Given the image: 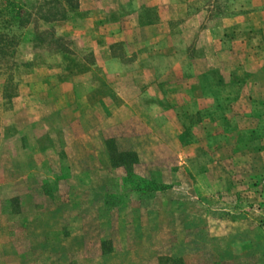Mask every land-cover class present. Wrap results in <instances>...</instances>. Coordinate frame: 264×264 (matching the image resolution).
<instances>
[{
    "label": "rangeland",
    "instance_id": "rangeland-1",
    "mask_svg": "<svg viewBox=\"0 0 264 264\" xmlns=\"http://www.w3.org/2000/svg\"><path fill=\"white\" fill-rule=\"evenodd\" d=\"M19 2L0 264H264V0Z\"/></svg>",
    "mask_w": 264,
    "mask_h": 264
},
{
    "label": "trees",
    "instance_id": "trees-1",
    "mask_svg": "<svg viewBox=\"0 0 264 264\" xmlns=\"http://www.w3.org/2000/svg\"><path fill=\"white\" fill-rule=\"evenodd\" d=\"M20 0H0V61H4L7 55L12 52V47L16 42L14 34L10 32L13 26H23L27 21V16L21 15L22 2ZM53 12L48 11L50 15ZM126 153L117 155L120 159Z\"/></svg>",
    "mask_w": 264,
    "mask_h": 264
},
{
    "label": "crops",
    "instance_id": "crops-1",
    "mask_svg": "<svg viewBox=\"0 0 264 264\" xmlns=\"http://www.w3.org/2000/svg\"><path fill=\"white\" fill-rule=\"evenodd\" d=\"M146 69V73H148L149 75H152L153 73H154V71L152 70V68L151 69H149V67H146L145 68ZM149 77V76H148ZM154 81V78H152V77H150V78H148L144 83H142L143 85H147V84H149V83H151V82H153ZM158 81V80H157ZM146 96H144L143 94H139L138 96H134V98H132L131 100H130V102H128L129 104V106L131 107V112H129V114L128 115H131V116H141V115H143V113H146V104H145V102H146V100H148V99H146L145 98ZM147 103V102H146ZM150 107H151V105H149ZM154 106V105H153ZM121 107V106H120ZM120 107H118L114 112H112L110 115L111 116H116V113L120 110V111H122V110H124V109H126V107L125 106H123L122 108H120ZM124 108V109H123ZM122 109V110H121ZM167 110H169V109H167ZM163 112H165V110H161V113H163ZM159 111H156V112H154V113H152V114H150V115H152V116H157V115H160L161 114Z\"/></svg>",
    "mask_w": 264,
    "mask_h": 264
}]
</instances>
